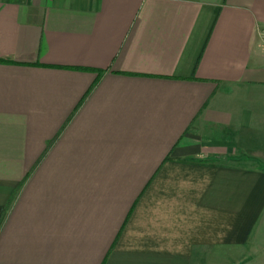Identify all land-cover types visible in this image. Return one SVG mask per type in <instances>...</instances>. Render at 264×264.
<instances>
[{
    "label": "crops",
    "instance_id": "crops-1",
    "mask_svg": "<svg viewBox=\"0 0 264 264\" xmlns=\"http://www.w3.org/2000/svg\"><path fill=\"white\" fill-rule=\"evenodd\" d=\"M264 0H0V264H264Z\"/></svg>",
    "mask_w": 264,
    "mask_h": 264
},
{
    "label": "built area",
    "instance_id": "built-area-1",
    "mask_svg": "<svg viewBox=\"0 0 264 264\" xmlns=\"http://www.w3.org/2000/svg\"><path fill=\"white\" fill-rule=\"evenodd\" d=\"M261 40V46L264 48V30H262L259 34Z\"/></svg>",
    "mask_w": 264,
    "mask_h": 264
}]
</instances>
